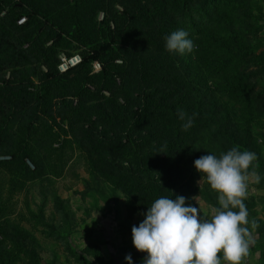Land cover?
I'll return each mask as SVG.
<instances>
[{
    "label": "rangeland",
    "instance_id": "1",
    "mask_svg": "<svg viewBox=\"0 0 264 264\" xmlns=\"http://www.w3.org/2000/svg\"><path fill=\"white\" fill-rule=\"evenodd\" d=\"M7 2L6 7L19 0ZM27 2L53 26L69 30L76 20L93 39L104 14L115 27L116 11L136 7L133 0ZM24 8L31 9L17 4L6 17L0 15V79L24 74L38 82L41 72L54 67L48 52L56 61L61 53L82 54L86 47L70 35L59 43L53 26L32 18L23 31L16 28L12 16ZM37 19L47 21L42 15ZM178 29L189 33L196 46L192 53L166 51L164 37ZM133 48L143 73L118 60L104 75L93 62L85 88L76 69L67 75V85L49 88L31 135L35 163L26 161L29 177L0 168V264H127L128 254L141 264L147 253L135 249L131 229L143 221L150 195L166 197L177 187L186 204L210 218L219 206L218 193L206 181L199 185L194 161L236 146L256 153L262 167L261 182L249 183L244 202L249 220L259 224L249 257L264 253V0H195L182 12L148 21ZM238 79L231 94L209 89L212 82L232 86ZM144 100L153 108L145 111ZM35 106L32 100L21 102L9 120V110L0 107V127L7 128L0 161L11 159ZM177 109L197 114L186 132Z\"/></svg>",
    "mask_w": 264,
    "mask_h": 264
},
{
    "label": "clouds",
    "instance_id": "2",
    "mask_svg": "<svg viewBox=\"0 0 264 264\" xmlns=\"http://www.w3.org/2000/svg\"><path fill=\"white\" fill-rule=\"evenodd\" d=\"M164 41L169 53L184 55L196 47L184 29L166 35ZM176 115L182 121L181 130L186 132L193 127L197 114L177 109ZM257 161L256 153L241 151L239 146L219 157L208 154L196 159L194 167L201 174L198 183L206 181L218 193L219 206L209 218L186 204L183 196L156 199L142 213L143 221L131 229L133 246L147 253L141 264H221V259L227 264H246L254 244L253 230L259 228L255 219L249 220L244 202L249 183L259 184L262 179ZM221 251L222 258L218 256ZM125 260L133 264L131 254Z\"/></svg>",
    "mask_w": 264,
    "mask_h": 264
},
{
    "label": "trees",
    "instance_id": "3",
    "mask_svg": "<svg viewBox=\"0 0 264 264\" xmlns=\"http://www.w3.org/2000/svg\"><path fill=\"white\" fill-rule=\"evenodd\" d=\"M133 1L136 4V7L132 10L129 11L128 9L124 8L120 11H116L115 18L119 20V23L115 27L110 24L113 19H110L104 14L102 19H100L98 22V38L93 39L83 33L78 25V22H76L74 19L71 20V29L67 30L59 26H53L54 24L51 19L40 10L30 6L27 0H19V3L12 2L8 7H6V5L9 4L7 0H0V13L4 11L3 16L5 17L17 4L21 5L22 7H31V9L29 8L30 11L24 8V12H20L17 15L12 16L15 27L21 31H23L25 28L27 20L32 18L39 25L47 24V26H53L57 32L56 36L59 43L65 37V35H70L79 40L82 45L86 47L84 53L80 54L81 62L77 66L68 69L64 73H60L57 70L56 66L58 59L55 61L52 53L48 52L46 59L51 60L52 64H54V67H51L47 71L41 72L38 82L32 81L27 75L24 74L21 75L20 78L12 77L10 79H0V107H6L9 110V115L6 114L5 120H9L11 118V115L14 114L21 102H31L32 100L37 104V107L35 106L33 109L32 115L30 116L27 125L24 127L25 133L18 140L11 155V159L8 161H0V168L15 169L16 172H21L20 175H22L24 178L29 177V169L26 165V161L30 160L32 163H35V154L31 148V135L36 129L34 122L35 119L38 118L37 109L41 110V112H44L46 98L51 86L59 87L62 85H67V82H69L67 75L76 69L75 72L81 76L80 88H85L86 85L92 81V77L89 75V70L91 64L94 61L99 63L100 69L104 75L108 74V66L112 63H116L118 60L127 62V65L131 68V70L143 73L144 64L142 63V58L139 52L133 48V42L138 37L141 29L147 24L148 21L160 17L167 12L178 13L184 11L188 5L195 0H149L148 6L141 5V0ZM200 1L205 4H214L218 0ZM38 15L45 16L47 21L37 19ZM21 16L26 17V22L18 25L17 19ZM34 37L35 34H32L31 40H33ZM50 51L54 52L55 49L52 48ZM66 54L71 55L73 53ZM226 61L227 60H223L219 65V68H223V65L226 64ZM114 74H117V72ZM184 84L186 86H190L191 83L184 81ZM235 84L236 85L228 86L226 84L212 82L209 89L213 92H218L221 94H231L238 88L237 86L239 84V79L236 80ZM154 94L155 92H151L144 95V98L151 97ZM143 102L145 111L153 108L154 103L151 100H144ZM215 107V104L214 106H211V110H213ZM6 129L7 128L5 124L0 127L1 143L4 142ZM57 129L64 131V129L58 125ZM260 168L262 167L259 164L258 169ZM149 186L152 188V190L156 187L155 183L152 181L149 183ZM145 188L147 189V187ZM154 196L155 194L150 195L152 203L156 199L160 198ZM176 196H178L177 187H174L166 197L175 199ZM2 209L3 201L0 198V210Z\"/></svg>",
    "mask_w": 264,
    "mask_h": 264
},
{
    "label": "built area",
    "instance_id": "4",
    "mask_svg": "<svg viewBox=\"0 0 264 264\" xmlns=\"http://www.w3.org/2000/svg\"><path fill=\"white\" fill-rule=\"evenodd\" d=\"M4 11L0 13L3 15ZM26 22V17L21 16L17 19V24L21 25ZM81 62V55L79 53H73L71 55H67L66 53H61L58 55V63H57V70L60 73L66 72L68 69L77 66ZM95 65H99L97 61H94Z\"/></svg>",
    "mask_w": 264,
    "mask_h": 264
},
{
    "label": "crops",
    "instance_id": "5",
    "mask_svg": "<svg viewBox=\"0 0 264 264\" xmlns=\"http://www.w3.org/2000/svg\"><path fill=\"white\" fill-rule=\"evenodd\" d=\"M246 264H264V253L262 254L255 253L250 257H247Z\"/></svg>",
    "mask_w": 264,
    "mask_h": 264
}]
</instances>
